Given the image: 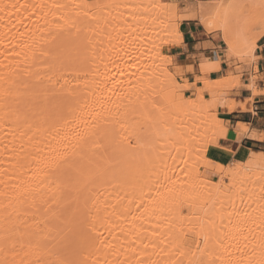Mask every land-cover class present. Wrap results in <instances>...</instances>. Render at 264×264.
<instances>
[{
  "label": "bare ground",
  "instance_id": "1",
  "mask_svg": "<svg viewBox=\"0 0 264 264\" xmlns=\"http://www.w3.org/2000/svg\"><path fill=\"white\" fill-rule=\"evenodd\" d=\"M147 1L0 0V264H117L123 247L125 262L212 264L219 240L214 214H229L222 178L249 184L264 167V151H244L231 165L214 161L208 146L218 138L263 135L243 123L231 131L207 108L205 94L222 97L226 112L246 111L245 102L223 95L241 85L238 54L258 61L257 37L242 24L239 0H179L154 18ZM253 2L264 19V0ZM180 3L186 4L181 10ZM185 21L220 31L225 60L234 67L229 74L217 77L218 59L202 71L214 80L200 73L197 81L178 84L168 69L172 58L162 54L184 43ZM258 79L247 89H256ZM185 89L200 94L196 103L183 98ZM134 115L147 136L136 147L133 131L120 130ZM166 141L170 147L155 145ZM216 176L220 184L210 181ZM158 183L167 198L211 199V207L187 231L180 227L181 209L169 223L154 216L136 220L132 197ZM206 183L212 186L205 190ZM249 209L226 216L237 225ZM258 211L254 218L264 224V205ZM238 226L234 239L248 227ZM194 238L205 241L196 245Z\"/></svg>",
  "mask_w": 264,
  "mask_h": 264
},
{
  "label": "rangeland",
  "instance_id": "2",
  "mask_svg": "<svg viewBox=\"0 0 264 264\" xmlns=\"http://www.w3.org/2000/svg\"><path fill=\"white\" fill-rule=\"evenodd\" d=\"M177 1H179V0H152V2L150 0H148L147 4H148V2L150 4H148L149 6L148 5H146V6L149 7L148 8L149 10L151 8V13H152L151 17L154 18L155 16L157 17L159 13H162V11L163 12L167 11L168 10V4H171L172 6H174L175 4L173 2H177ZM239 3L241 4V6H239ZM237 5L239 6V8L241 10L240 19L242 20V24H243L245 30L249 33L250 36L257 37V43H258L259 39L263 36L262 30L264 27L263 26L264 25V19L259 17V14H258V12L254 6L253 0H239L237 2ZM146 6H143V7H146ZM185 6H186L185 3H180L179 4V10L183 9ZM220 18H221V16L219 17V19ZM202 28L205 30L204 27H202ZM205 32H206V34L213 36L216 39L215 42H218L219 47L221 48V53L225 54L226 46L221 39L220 31L215 30L213 33H207V31L205 30ZM100 33L101 32H99L98 34H100ZM95 35H97V34H95ZM103 35H105V33ZM103 35H102V33L100 34L101 38H103L102 37ZM100 36H98V37H100ZM98 37H97V39L99 41L95 40V43L97 42L96 45L98 47H100V48H96L97 53H99V51H101V45H98V44H100V42L102 41V39L101 38L99 39ZM95 39H96V37H95ZM169 47L170 46L165 47L163 49L162 57H164V59H168L169 57L172 58V56L169 55ZM255 51H253L254 55H255ZM235 60H236L235 62L237 63V64H235V66L239 67L242 70V72H240V74H241L240 82H241L243 75L245 73H248L250 76V83H251L252 78L254 76H257V72L255 70L256 60H254L255 62H253L252 57L249 54H245V53L238 54ZM212 62H215L214 59L210 60L209 63H212ZM177 66H179V65H176L173 61V58H172V63L170 66H168V69H170V71L174 72L175 75L178 77V84L182 86L184 83L185 84L189 83L188 78H186L187 71L185 73L181 74V73L175 71V67H177ZM252 70H254L255 74H252ZM230 71H231V69L228 70L227 74H229ZM164 73H166L165 70H164ZM198 74L200 75V73H198ZM198 74L196 75L194 81H197L199 79ZM201 75H202V80L210 81V78L208 77V75H203L202 72H201ZM214 78L215 77H213V79H211V80H214ZM239 87H241V85H238L237 88L234 87L230 91H226V94H224L225 96L223 95V98L228 99V100L229 99L233 100V98H230V94L235 92V90H237ZM254 90H256V89H253V92H254ZM255 93H256V91H255ZM199 95L200 94L195 92V91L193 92L190 89H185L183 98L193 100V102L196 103L199 99ZM254 95H256V94H254ZM205 97L207 98V102H206L207 108L211 112H215L218 114L217 105H221V108L223 110V101L222 100H224V99H221L222 97L215 96L213 92H211V93L207 92L205 94ZM253 99L254 98L246 100V102H245L246 103L245 104L246 110H247V103H252ZM215 109H217V110H215ZM250 110H251V108H250ZM142 124H143V119L141 117H139V115H134V117L131 119V121L126 124L127 126H129V128H125L123 126V123H121V127H122V129H120L121 131H127V129H130L131 131H133V132H131V133H133V137H132V139H130L131 140L130 143H131V145H134L135 147L137 145L143 144L144 141H147L146 133L144 134L142 132V130H143ZM204 125L207 127L206 124H203V126ZM120 130H119V132L121 133ZM208 134H210V133L205 132V135L203 134V137H201L202 143L205 142V138H207L206 136H209ZM217 140H216V143L209 144L208 154L212 153L213 160L216 162L222 163L224 165H229V164L231 165V163L234 162L233 157L232 158L230 157L229 159H227V161H221L215 157V153L219 149L216 146ZM166 142L167 143H163V144L156 143L155 145H157V146L161 145V147H163V146L170 147L169 144L172 141H166ZM149 145H151V144H149ZM203 170L205 171V168H202V171ZM210 181L218 182L219 184L221 183L218 176L210 178ZM206 184H207V186L204 187L205 190L208 187L212 186L211 184H208V183H206ZM221 184H223L222 189L224 187L227 189V190L225 189L227 191V192L226 191L225 192L227 193V196L230 199L229 204H227L226 212H224V213H229L226 215H230V213L233 215L234 212H238V211H241L242 213H244L249 208L252 210V213L249 212L250 215L249 214L244 215L242 217L243 218L242 221H240L237 224L239 226L244 225V227L248 226L246 228L248 230V232L245 229L246 230L244 233L245 235L242 234L243 236H240L241 239H240V237H239V239L237 238L239 240V242H238L237 239L232 238L233 233H234L233 231H234V229H236L237 225H235L233 222H231V220H232L231 216L229 217L231 220L226 215H222L221 217H219V212L216 211L214 214L215 217H213L214 220L212 219L213 220L212 222H213V226L215 227V231L213 233H216L218 235V239H219L218 240L219 243L217 242L218 248H217V250H215L216 251V252H214L215 255L214 256L212 255L211 259L209 257H206V258L207 259L209 258L208 260H210L211 261L210 263H212V264H218V263L219 264H222V263L223 264H229V263L230 264H260L261 263L262 264L263 259H261V258H263V257H261V256H263L262 254L264 251H263V249H262L263 252L260 250H261V248H264L263 247L264 246V242H263L264 239H262V238H264V236H263L264 231L262 232L261 229L264 230V224L257 223L256 222L257 220H255L254 217H255L256 213H257V215H259L258 210H261V206L264 205V167L254 171L253 178L249 184H245V182L242 180V178L241 179L239 178L236 181L235 179H231L230 177H223ZM163 186H164V184H162V183L153 184L152 188L149 191L143 192V194L135 192V195L132 197V202H133V214L135 213L134 216H135L136 220L139 221L140 219H144L147 216L148 217L154 216V217L160 218L161 222L163 221L165 223H169V222H172L173 220H175V216L177 215L178 210L181 209L183 221H180L181 222L180 227L181 228L186 227V231H187V230L191 229L189 227H191V226L195 225L196 223H198L199 221H201L200 217H202L204 215L202 213H204V211H206L205 209H207L208 207H211V205H210V203L212 202L211 199L210 200L207 199L206 201H204L205 199H202L203 203H205V205H204L203 203L202 204L200 203L201 202L200 200H197L198 203H193V204L191 202H188L189 197L185 194L178 195V196H175L172 198H167V197H165L166 195H163L164 190L166 189L165 187L163 188ZM204 188L202 187L201 189L203 190ZM205 190H203V192ZM159 194H162V195L159 197ZM120 198H121V200H124L126 198L125 193L121 194ZM208 200L210 202L209 204H207ZM250 209H249V211H251ZM160 211L163 214H161ZM156 215H160V217L156 216ZM251 217L254 219H252ZM128 221H130V220L126 219L125 222L127 223ZM229 221L231 222V224ZM234 226H236V227H234ZM220 229H221V232H220ZM221 234L223 236H221ZM259 234H261L262 238L260 237ZM256 239H258V240H256ZM259 239H261L262 241H260ZM198 240H199V243H198ZM204 241H205V239H203V238L202 239H199V238L193 239V243L194 244L197 243L199 245H202ZM259 241L262 242L263 244L260 245L261 243ZM255 244H256V246H255ZM226 247H227V249H226ZM241 247H242V249H241ZM245 248H246V250H245ZM125 251H126V249L124 247L121 248L119 258H117V260L119 261V262H117V264H131V263L132 264H138V262H136V260H133L134 262L133 261H126L125 262L123 259L125 256L124 255ZM240 251H243L242 252L243 254L241 253L242 254L241 256H240ZM255 251H256V253H255ZM259 252L260 253L262 252V253L259 254ZM236 253L238 254L237 257H239L240 259L235 258L237 255ZM258 255H260V256H258ZM205 256H207V255H202V257H204V259L202 257H198L200 259L199 261L206 262ZM256 256H258V257H256ZM251 257H254L255 260H254V258L252 259ZM179 262H180V264L185 263V261L182 262V260H180Z\"/></svg>",
  "mask_w": 264,
  "mask_h": 264
},
{
  "label": "crops",
  "instance_id": "3",
  "mask_svg": "<svg viewBox=\"0 0 264 264\" xmlns=\"http://www.w3.org/2000/svg\"><path fill=\"white\" fill-rule=\"evenodd\" d=\"M180 30L184 35V43L181 45H171L169 47V55L172 56L174 63L179 65L175 67V71L181 74L187 71L186 78H188L190 83L194 82L196 75L201 73L212 59L214 61L221 60V72L217 77L224 76L228 73L229 69H233L226 62L225 54L221 53L218 42H215L216 39L206 34L199 23L185 21L181 24ZM255 57L259 58L255 62V70L259 77L256 84V95H254L253 89H247L246 87L250 83L248 73L243 75L241 87L230 94V98L237 101L246 102L247 99L254 98L253 102L247 103L246 111L238 108L233 112H224L221 105H217V108L218 116L225 122H228L231 131L235 130L238 123L248 124L249 133L255 132L256 134L263 135V139L259 140L258 138L245 136L241 140H238L232 132L226 138H219L217 145L220 146L215 153V157L221 161H227L230 157L238 158L240 153L247 150L264 151V35L257 43ZM202 65L203 67H201ZM189 68L192 70L188 71ZM252 74H255L254 70H252ZM208 77L213 79L214 76L210 74ZM227 151L232 152V155L229 156Z\"/></svg>",
  "mask_w": 264,
  "mask_h": 264
},
{
  "label": "snow or ice",
  "instance_id": "4",
  "mask_svg": "<svg viewBox=\"0 0 264 264\" xmlns=\"http://www.w3.org/2000/svg\"><path fill=\"white\" fill-rule=\"evenodd\" d=\"M178 39H179V37H178ZM201 67H203V65H202ZM191 70H192V69H190V68L188 69V71H191ZM219 146H220V145H217V147H219Z\"/></svg>",
  "mask_w": 264,
  "mask_h": 264
}]
</instances>
